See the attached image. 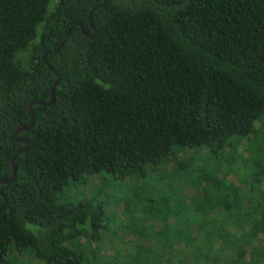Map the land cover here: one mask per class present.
I'll list each match as a JSON object with an SVG mask.
<instances>
[{"label":"trees","instance_id":"obj_1","mask_svg":"<svg viewBox=\"0 0 264 264\" xmlns=\"http://www.w3.org/2000/svg\"><path fill=\"white\" fill-rule=\"evenodd\" d=\"M102 2L0 0V264H264V0Z\"/></svg>","mask_w":264,"mask_h":264},{"label":"rangeland","instance_id":"obj_2","mask_svg":"<svg viewBox=\"0 0 264 264\" xmlns=\"http://www.w3.org/2000/svg\"><path fill=\"white\" fill-rule=\"evenodd\" d=\"M180 152L181 153L178 155L180 159L182 157V154H184L186 157L189 156L192 158L199 156V155L209 157L211 154L210 152L206 151L205 149H183V150H180ZM224 154H226V152L218 154L217 157L224 158V157H226V155H224ZM212 162H215V161H212ZM221 163H223V161H221ZM173 167H174V163L168 162V164L166 166V171L172 169ZM222 171H223L222 168L219 169V177H223ZM228 179H232L233 180L232 182L237 184V180L234 177L231 176ZM100 180L101 179L98 177H90L88 179V181L86 182L85 186L83 188L81 187L77 190V193H76L77 197L81 198L80 194L82 193V195L85 194L87 196L86 198L96 197L97 200L99 198L100 201L102 202L101 194H103V193H111V194L112 193L113 194L118 193L119 189L117 187L114 188V191H111L108 188H104L105 183H101ZM155 180H157L156 176L151 175V176H148L147 179H145V180L137 183V185L136 184L135 185L140 186V187L145 186V187L151 188L152 184H155V183H153V182H155ZM116 185L120 186V188H123L125 186L128 188H131L132 186H135L134 183L127 182L126 180L123 182V181H120L118 179H117ZM71 193L72 192L70 190H68V191L66 190V192L64 193L65 194V204L70 202V199L72 198V195H73ZM182 194L186 195L187 197L188 196L190 197V196L195 195L196 192L191 190V189L184 188ZM123 207H124L123 202L118 207H114L111 203H109L108 213L109 214L116 213L118 223L116 225L114 224L113 226H110L109 229H107V233L104 235L103 240L99 245L100 253L98 255L101 258L102 257L106 258V257L112 256L114 254L113 248H115L118 245V242L121 238L123 240H125V242H127L130 238V237H125L122 234V230L119 227L120 224H124L126 222V219L125 220L123 219V212H124ZM82 241L85 242V240H82ZM18 260H19L18 264H40L34 260L29 261V258L27 255L22 256ZM96 263L97 262L95 261L94 264H96Z\"/></svg>","mask_w":264,"mask_h":264},{"label":"water","instance_id":"obj_3","mask_svg":"<svg viewBox=\"0 0 264 264\" xmlns=\"http://www.w3.org/2000/svg\"><path fill=\"white\" fill-rule=\"evenodd\" d=\"M104 4H105V0H103L102 4L97 5L96 7H94V8L89 12V14H88L89 21H90V19H91V14H92V12H93L94 10L98 9V8H101ZM76 26H79V27H80V25H78V24H73V26L68 30V32H67V34H66L65 37H67V35L69 34L70 30H71L73 27H76ZM80 28H81V27H80ZM63 43H64V41H62V42L60 43V45L58 46V48L56 49V51H55L54 53H57V52L61 49ZM46 55H47V53H45V54L43 55V61H45V57H46ZM58 83H59V79L57 78V80L54 82V84H53V86H52V88H51V91H50V99H49L48 102L36 101V102H34V103H32V104H34V105H41V106H44V107L51 106V105L54 103V99H55V88L58 86ZM28 114H29V117H30V123H29V125L26 126V127L18 128V129L15 131V133H14V137L16 136V134H17L18 132L27 131V130H29V129L33 126V124H34V117H33V114H32L31 105L28 106ZM15 139H16V141H18V142H22V143H24L25 145H24L23 148L18 149V150L16 151L15 155H14L13 158H12V161H11L12 173H11L10 178H8V179H4V180H1V181H0V184H8V183L12 182V180H13L14 177H15V163H14V162H15V158H16V156L19 155L20 153L26 151V149H27V147H28V142H27L25 139H17L16 137H15ZM0 196L3 198V204H2V206L0 207V214H1V213L4 211L5 207H6V199L4 198L2 192H0Z\"/></svg>","mask_w":264,"mask_h":264}]
</instances>
